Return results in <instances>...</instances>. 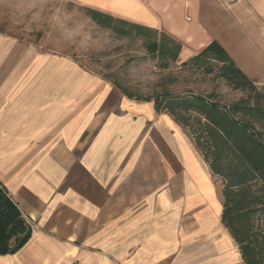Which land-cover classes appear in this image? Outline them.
<instances>
[{"label": "crops", "instance_id": "obj_1", "mask_svg": "<svg viewBox=\"0 0 264 264\" xmlns=\"http://www.w3.org/2000/svg\"><path fill=\"white\" fill-rule=\"evenodd\" d=\"M76 1L166 34L183 61L217 41L264 85V0ZM185 133L71 60L7 44L0 184L31 236L0 264H234V250L244 264L216 192L186 187Z\"/></svg>", "mask_w": 264, "mask_h": 264}, {"label": "trees", "instance_id": "obj_2", "mask_svg": "<svg viewBox=\"0 0 264 264\" xmlns=\"http://www.w3.org/2000/svg\"><path fill=\"white\" fill-rule=\"evenodd\" d=\"M90 13L100 27L114 29L115 22L122 24L120 34L156 33L100 12ZM170 42L175 44L174 50L165 44L162 54H170L176 61L182 45ZM160 46L149 44L152 52H158ZM189 61L209 73L216 61L218 77L245 95L227 103L216 92L174 95L165 91L143 99L121 90L130 98L153 102L158 113L168 114L188 133L210 172L221 180V223L235 241L243 263L264 264V87L259 88L217 41ZM30 236L20 211L0 184V255L18 252Z\"/></svg>", "mask_w": 264, "mask_h": 264}, {"label": "rangeland", "instance_id": "obj_3", "mask_svg": "<svg viewBox=\"0 0 264 264\" xmlns=\"http://www.w3.org/2000/svg\"><path fill=\"white\" fill-rule=\"evenodd\" d=\"M90 11L76 0H0V50L17 43L35 47L43 55L71 60L87 73L143 99L165 91L174 95L216 92L232 103L245 95L218 77L216 61L212 62V73L190 59L183 61L178 56L173 61L170 54H162L165 44L174 50L171 37L158 31L142 36L135 31L120 34L122 24L115 22L114 29L100 27ZM152 42L161 45L158 52L149 48ZM185 134L194 146L193 152L187 154L190 162L186 187L196 192H216L222 203L221 180L204 161H198L200 154L192 138ZM215 206L218 212L220 205L215 202ZM233 252L234 264H242Z\"/></svg>", "mask_w": 264, "mask_h": 264}]
</instances>
